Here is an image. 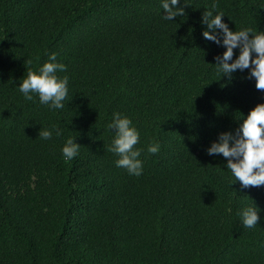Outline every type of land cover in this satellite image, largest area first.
Returning a JSON list of instances; mask_svg holds the SVG:
<instances>
[{"label": "trees", "instance_id": "trees-1", "mask_svg": "<svg viewBox=\"0 0 264 264\" xmlns=\"http://www.w3.org/2000/svg\"><path fill=\"white\" fill-rule=\"evenodd\" d=\"M177 7L167 21L160 0H0V264H264V185H231L225 159L206 154L264 90L247 69L224 86V48L200 23L212 10L230 30L264 31V0ZM51 53L68 77L57 110L16 88ZM113 112L140 134V176L108 151ZM53 125L60 136H38ZM252 203L262 219L249 229L238 212Z\"/></svg>", "mask_w": 264, "mask_h": 264}, {"label": "clouds", "instance_id": "clouds-1", "mask_svg": "<svg viewBox=\"0 0 264 264\" xmlns=\"http://www.w3.org/2000/svg\"><path fill=\"white\" fill-rule=\"evenodd\" d=\"M178 2L160 0L165 13L162 15L164 20L172 21L173 18L185 15L184 8L177 7ZM223 16V13L214 14L212 10H205L201 14L200 23L205 26L201 32L202 37L224 48L222 54L214 57L217 72L227 78L224 86L231 83L233 73L247 69L246 78L254 80L257 90H264V31L247 27L230 30L222 22ZM234 50H237L235 58ZM56 56V53H51L38 71L29 69L16 87L26 101L38 100L39 104L47 106L49 110L63 109L68 97V77L56 75L58 71L64 72L66 66L57 63ZM240 117L238 128L234 132L219 133L216 140L206 148V154H219L225 159L231 185L239 182L241 188L259 187L264 185V102L250 109L246 117L242 114ZM107 129L114 130L111 132L113 135L108 151L118 156L116 167L124 168L129 175L140 176L143 172V161L139 158L141 149L135 147L139 143L140 134L132 120L120 112H113ZM62 132L63 129L55 125L51 128L40 127L38 136L48 140L54 133L60 136ZM80 147L74 138H67L61 147L63 158L71 161L77 156ZM159 150L160 144L155 141L147 147L151 154ZM260 211L254 203L242 207L238 212L242 225L249 229L257 226V221L262 219Z\"/></svg>", "mask_w": 264, "mask_h": 264}]
</instances>
